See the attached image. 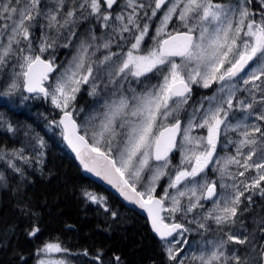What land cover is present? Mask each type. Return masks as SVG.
<instances>
[{
	"label": "snow or ice",
	"instance_id": "obj_1",
	"mask_svg": "<svg viewBox=\"0 0 264 264\" xmlns=\"http://www.w3.org/2000/svg\"><path fill=\"white\" fill-rule=\"evenodd\" d=\"M0 264H264V0H0Z\"/></svg>",
	"mask_w": 264,
	"mask_h": 264
},
{
	"label": "trees",
	"instance_id": "obj_2",
	"mask_svg": "<svg viewBox=\"0 0 264 264\" xmlns=\"http://www.w3.org/2000/svg\"><path fill=\"white\" fill-rule=\"evenodd\" d=\"M54 157L57 165L63 169H66L70 176L75 177L78 175L76 168L73 166V161L70 160L67 156L61 154L58 150H54ZM100 190H103V187H101ZM66 200L67 203L64 211L67 213L68 218H70L72 221L77 222L78 224L84 225L83 230L79 234L76 233L67 234L71 238L70 245L74 246L77 244H83L85 243V232L87 231L88 228L91 227L93 221L92 219L77 220V217L81 216L82 214L78 211L76 202L72 199L70 194L66 197ZM124 211L127 213V215L132 221L127 226L128 232L131 234L133 232L142 231L143 230L142 218L136 217L134 213L128 212L127 209H124ZM57 228H59V224L56 223L55 221L52 222V224L50 225V230H54ZM53 234H55V232H53ZM145 244L146 245L148 244L147 239L145 240Z\"/></svg>",
	"mask_w": 264,
	"mask_h": 264
}]
</instances>
